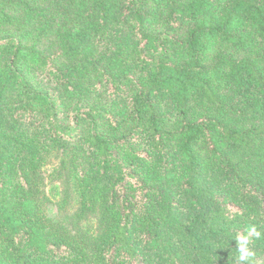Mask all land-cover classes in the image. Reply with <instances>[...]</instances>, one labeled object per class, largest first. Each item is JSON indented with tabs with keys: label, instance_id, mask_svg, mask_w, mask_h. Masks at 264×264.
I'll return each instance as SVG.
<instances>
[{
	"label": "trees",
	"instance_id": "trees-1",
	"mask_svg": "<svg viewBox=\"0 0 264 264\" xmlns=\"http://www.w3.org/2000/svg\"><path fill=\"white\" fill-rule=\"evenodd\" d=\"M0 24L24 30L0 37V264H240L251 227L264 264V0H10ZM55 147L71 228L43 213Z\"/></svg>",
	"mask_w": 264,
	"mask_h": 264
},
{
	"label": "rangeland",
	"instance_id": "rangeland-1",
	"mask_svg": "<svg viewBox=\"0 0 264 264\" xmlns=\"http://www.w3.org/2000/svg\"><path fill=\"white\" fill-rule=\"evenodd\" d=\"M10 0H0V3H7ZM47 5L51 6V3ZM41 28V27H39ZM157 33L164 28L161 25L155 26ZM23 33L24 30L8 27L0 24V37ZM40 35L36 32L35 38ZM45 44L51 45L52 39H42ZM223 48L220 44L210 42L207 45L206 60L212 63ZM75 167L72 165V154L65 147H55L51 155L45 160L40 168L42 182L41 194L43 213L52 222H62L70 228L71 217L79 210V196L73 187V174ZM232 259L238 261V255H232Z\"/></svg>",
	"mask_w": 264,
	"mask_h": 264
},
{
	"label": "clouds",
	"instance_id": "clouds-1",
	"mask_svg": "<svg viewBox=\"0 0 264 264\" xmlns=\"http://www.w3.org/2000/svg\"><path fill=\"white\" fill-rule=\"evenodd\" d=\"M251 234L260 236L255 227L249 228L245 233H238L235 240L237 242L236 252L240 264H252L253 252L249 249Z\"/></svg>",
	"mask_w": 264,
	"mask_h": 264
}]
</instances>
